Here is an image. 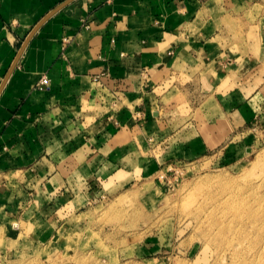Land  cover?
I'll list each match as a JSON object with an SVG mask.
<instances>
[{
	"label": "crops",
	"instance_id": "obj_1",
	"mask_svg": "<svg viewBox=\"0 0 264 264\" xmlns=\"http://www.w3.org/2000/svg\"><path fill=\"white\" fill-rule=\"evenodd\" d=\"M243 5L264 0H0V86L49 15L0 92V264L101 197L169 184L165 167L219 159L243 135L252 151L264 43L234 45L226 22L258 36Z\"/></svg>",
	"mask_w": 264,
	"mask_h": 264
},
{
	"label": "rangeland",
	"instance_id": "obj_2",
	"mask_svg": "<svg viewBox=\"0 0 264 264\" xmlns=\"http://www.w3.org/2000/svg\"><path fill=\"white\" fill-rule=\"evenodd\" d=\"M247 8H241L242 18L259 15L250 27L258 31L256 38L243 32L251 22L226 24L237 48L246 50L257 41L252 45L260 50L264 8ZM254 73L263 79L257 81L250 153L243 135L239 148L219 159L165 167L160 174L171 179L169 184L147 180L117 196L101 197L88 211L66 218L65 227L51 231L48 246L24 253L12 264H264V69ZM36 222L35 229L24 231L40 238Z\"/></svg>",
	"mask_w": 264,
	"mask_h": 264
},
{
	"label": "water",
	"instance_id": "obj_3",
	"mask_svg": "<svg viewBox=\"0 0 264 264\" xmlns=\"http://www.w3.org/2000/svg\"><path fill=\"white\" fill-rule=\"evenodd\" d=\"M55 10H56V9H55ZM48 17H49V15H48L47 17H45V19L42 20V21H41V22L35 27V29L30 33L29 37L26 39V41H25L24 44L22 45V47H21V49H20V51H19V53H18V55H17V58H16L14 64L12 65L10 71L8 72L6 78L4 79L2 85L0 86V92H1V89L3 88V86H4V84H5L6 80L8 79L11 70L15 67V65H16L17 61L19 60V58H20L22 52L24 51L25 46H26V44L28 43L29 39L32 37V35H33L34 32L38 29V27H39V26H40V25H41V24H42V23H43Z\"/></svg>",
	"mask_w": 264,
	"mask_h": 264
},
{
	"label": "built area",
	"instance_id": "obj_4",
	"mask_svg": "<svg viewBox=\"0 0 264 264\" xmlns=\"http://www.w3.org/2000/svg\"><path fill=\"white\" fill-rule=\"evenodd\" d=\"M41 83V87H43L44 85L47 86L48 85V77L47 76H43L40 80Z\"/></svg>",
	"mask_w": 264,
	"mask_h": 264
},
{
	"label": "bare ground",
	"instance_id": "obj_5",
	"mask_svg": "<svg viewBox=\"0 0 264 264\" xmlns=\"http://www.w3.org/2000/svg\"><path fill=\"white\" fill-rule=\"evenodd\" d=\"M234 218H235V217H234ZM223 220H224V219H223ZM221 222H222V221H221ZM221 222H220V223H221ZM225 222H226V221H225ZM227 225H229V224H227ZM223 227H224V226H223ZM223 233H224V232H223Z\"/></svg>",
	"mask_w": 264,
	"mask_h": 264
}]
</instances>
